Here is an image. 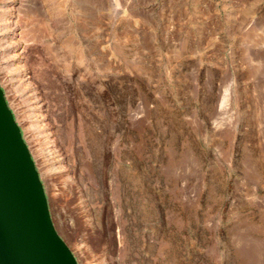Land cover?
I'll return each instance as SVG.
<instances>
[{"label":"rangeland","instance_id":"rangeland-1","mask_svg":"<svg viewBox=\"0 0 264 264\" xmlns=\"http://www.w3.org/2000/svg\"><path fill=\"white\" fill-rule=\"evenodd\" d=\"M0 28L78 264H264V0H0Z\"/></svg>","mask_w":264,"mask_h":264},{"label":"water","instance_id":"water-1","mask_svg":"<svg viewBox=\"0 0 264 264\" xmlns=\"http://www.w3.org/2000/svg\"><path fill=\"white\" fill-rule=\"evenodd\" d=\"M0 264H78L53 224L39 170L1 84Z\"/></svg>","mask_w":264,"mask_h":264},{"label":"bare ground","instance_id":"bare-ground-1","mask_svg":"<svg viewBox=\"0 0 264 264\" xmlns=\"http://www.w3.org/2000/svg\"><path fill=\"white\" fill-rule=\"evenodd\" d=\"M38 3H39V2H38ZM38 3H37V4H38ZM4 4H6V3H4ZM4 4H3V5H4ZM40 4H41V2H40ZM38 5H39V4H38ZM43 5H44V4H43ZM41 6H42V5H41ZM34 7H35V6H34ZM34 7H33V8H34ZM38 7H40V6H38ZM14 8H15V7H14ZM17 8H18V7H17ZM22 8H23V7H22ZM41 8H42V7H41ZM18 9H19V8H18ZM38 9L40 10V8H38ZM38 9L35 8L34 10H38ZM21 10H22V9H21ZM43 10H44V9H43ZM40 11H41V10H40ZM4 12H5V10H4ZM11 12H12V11H11ZM23 12H24V11H23ZM35 12H36V11H35ZM38 12H39V11H38ZM38 12H37V13H38ZM15 13H16V12H15ZM15 13H14V14H15ZM41 13H42V12H40V13H38V14H41ZM6 14H7V13H6ZM43 14H44V12H43ZM10 15H11V14H10ZM36 15H37V14H36ZM36 15H35V16H36ZM31 16H32V15H31ZM33 16H34V15H33ZM44 16H45V15H43V19H45ZM8 17H9V16H8ZM39 17H40V15H39ZM36 18H37V16H36ZM20 19H21V18H20ZM20 19H19V20H20ZM37 19H39V18H37ZM37 19H35V20H37ZM40 19H41V17H40ZM40 19H39L38 21H43V20H40ZM3 20H4V19H3ZM33 20H34V19H33ZM11 23H12V22H11ZM41 23H42V22H41ZM41 23H40V24H41ZM8 24H9V23H8ZM42 25H43V24H42ZM42 25H40V26H42ZM11 26H12V25H11ZM34 26H35V25H34ZM37 26H38V25H37ZM12 27H13V26H12ZM32 27H33V26H32ZM42 27H43V26H42ZM38 28L41 29L39 26H38ZM45 28H46V27H45ZM0 29H1V28H0ZM7 29H8V28H7ZM32 29L34 30L35 28L33 27ZM42 29H43V28H42ZM2 30H4V29H2ZM33 30H32V31H33ZM36 30H37V29H36ZM36 30H35V31H36ZM43 30H44V29H43ZM45 30H46V29H45ZM4 32H6V31H4ZM38 32H39V31H38ZM6 33H7V32H6ZM9 33H10V32H9ZM33 33H34V32H33ZM38 34H39V33H38ZM38 34H37V35H38ZM6 36H7V35H6ZM0 37H1V36H0ZM2 38H4V37L2 36L1 39H2ZM10 38H11V37H10ZM7 40H8V39H7ZM8 43H9V42H8ZM9 44L11 45V43H9ZM0 48H1V47H0ZM13 48H14V47H13ZM11 49H12V48H11ZM11 49H10V50H11ZM12 50H13V49H12ZM0 51H1V50H0ZM7 52H8V51H7ZM4 53H5V52H4ZM4 53H3V54H4ZM5 55H6V54H5ZM20 57H21V56H20ZM20 57H19V58H20ZM2 59H3V58H2ZM2 59H1V60H2ZM18 60H19V59H18ZM16 61H17V60H16ZM0 62H1V61H0ZM2 64H3V63H2ZM9 64H10V63H9ZM9 64H8V66H9ZM5 65H6V64H5ZM11 65H13V64L11 63ZM20 67H21V66H20ZM5 68H7V67H5ZM10 78H13V77H10ZM9 80H10V79H9ZM12 81H13V80H12ZM7 82H8V81H7ZM11 87H13V83L11 84ZM14 89H16V87H14ZM14 89H13V90H14ZM13 90H12V91H13ZM17 91H18V90H17ZM24 101H25V100H24ZM28 106H29V105H28ZM32 114H33V113H32ZM29 117H30V116H29ZM27 118H28V117H27ZM28 119H29V118H28ZM31 119H32V118H31ZM33 119H34V118H33ZM34 120H36V119H34ZM32 125H33V124H32ZM42 126H43V125H42ZM33 128H34V126H33ZM33 128H32V129H33ZM37 128H38V127H37ZM36 130H37V129H36ZM60 167H61V166H60ZM76 224H77V223H76ZM78 229H80V228H78ZM78 231H79V230H78ZM73 234H74V233H73Z\"/></svg>","mask_w":264,"mask_h":264}]
</instances>
